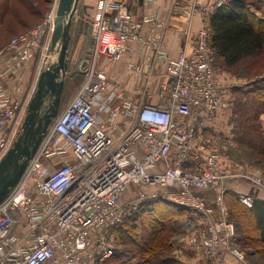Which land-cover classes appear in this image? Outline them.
<instances>
[{
    "label": "built area",
    "instance_id": "1",
    "mask_svg": "<svg viewBox=\"0 0 264 264\" xmlns=\"http://www.w3.org/2000/svg\"><path fill=\"white\" fill-rule=\"evenodd\" d=\"M223 2L171 0L163 17L159 7L135 15L124 1H99L87 70L0 203V264H104L112 230L146 199L188 211L179 241L190 255H180L181 264H251L236 245L225 196L231 190L247 207L264 201V170H237L196 142L197 125L228 105L208 48L207 14ZM53 22L52 5L0 50V157ZM168 32L179 33L175 53Z\"/></svg>",
    "mask_w": 264,
    "mask_h": 264
},
{
    "label": "rangeland",
    "instance_id": "2",
    "mask_svg": "<svg viewBox=\"0 0 264 264\" xmlns=\"http://www.w3.org/2000/svg\"><path fill=\"white\" fill-rule=\"evenodd\" d=\"M32 1L34 6H41L42 9L46 7L47 10H43L44 17L49 11L48 7L50 3L46 0H43L45 1L44 3H41L42 0ZM74 1L75 9L68 44L70 63L78 58L84 40V34L78 31L80 22L91 20L100 0ZM246 1L248 3L250 2L249 9L255 15L264 19V0ZM26 18L28 21H33V26L42 20V17L34 18L30 14H27ZM12 37V34L5 27H0V45H4ZM46 50L47 48L45 50L39 49L31 62L27 90L21 96L24 103L22 105L23 109L19 115L18 122L15 123L17 132L13 140L19 132L28 101L35 90L39 72L51 61L50 57H48V60L45 58ZM214 72L219 84L227 88L226 96L228 105L226 108L217 112L211 119L200 122L197 125L196 142L199 144L198 147H202L203 149H217L227 162L235 164L234 168L237 170L243 166L242 164L251 163L257 164L264 170V155L261 156V150L264 147V96L246 92L251 87H254L256 81L264 86V50L258 55L241 60L229 69H224L214 63ZM80 75L74 74L64 79L59 112L74 94L82 79ZM249 155H254L255 157L250 159ZM133 194L129 192L123 198V206L126 205L130 195ZM225 202L228 207V219L234 224L238 238H241L240 242L242 244L238 243L239 248L244 251L248 261L252 264H264V245L260 246L256 241L257 233L252 231L254 229V221L252 220L251 213L244 210L240 202L234 197H227ZM171 224L172 226L169 227V230L164 228L162 230L163 232H159L155 236L159 237L160 242L163 240V237H166L165 244L169 247V254L175 257V259L179 258L180 255H190V252L177 241L180 236L178 234L179 230H172V227L177 224V221ZM243 232H246L244 234H249L252 240H249ZM253 238H255V242ZM246 240H249L251 245L249 243L243 244ZM133 256L132 262L138 263V256ZM177 264H179V261Z\"/></svg>",
    "mask_w": 264,
    "mask_h": 264
},
{
    "label": "trees",
    "instance_id": "3",
    "mask_svg": "<svg viewBox=\"0 0 264 264\" xmlns=\"http://www.w3.org/2000/svg\"><path fill=\"white\" fill-rule=\"evenodd\" d=\"M46 1L50 3L48 7L50 9L53 0ZM44 2L41 1V3ZM32 3V0H0V27H5L12 36L32 28L33 21L27 20V14L43 19V10L46 9V7L42 9L37 3H35L37 6ZM249 3L246 0H224L220 6L212 8L207 14L208 48L213 71L214 63L219 67L229 69L241 60L258 55L264 50V19L249 9ZM7 42L4 45L1 44L0 49ZM80 77L82 78V75ZM246 92L264 96V86L256 81L254 87ZM262 155H264V147L261 150ZM254 157V155H249L250 159ZM249 165L260 168L254 163ZM227 197L236 198L243 209L251 213L254 221L252 231L257 233V243L263 246L264 201L254 199L252 205L247 207L239 200L235 192L227 191L225 199ZM187 213L188 211L184 208L168 201L146 199L139 202L134 210L123 216L119 226L112 230L114 252L104 264H177L178 261L180 264L179 258H176L178 259L176 261L175 257L169 254V247L165 244L166 237H163L160 242L159 237L155 235L163 232L164 228L169 230L174 221H177V224L172 227V230H179L178 234L183 235L184 231L181 225ZM247 237L252 240L249 234ZM240 239L236 233L237 246L238 243L242 244ZM253 239L255 242V238ZM249 240L244 241L243 244L251 245ZM179 242L186 248L183 242ZM186 250L189 251L187 248ZM133 255L138 256V263L132 262Z\"/></svg>",
    "mask_w": 264,
    "mask_h": 264
},
{
    "label": "water",
    "instance_id": "4",
    "mask_svg": "<svg viewBox=\"0 0 264 264\" xmlns=\"http://www.w3.org/2000/svg\"><path fill=\"white\" fill-rule=\"evenodd\" d=\"M74 2V0H54L53 2V30L45 53L46 60L50 57L51 61L39 72L35 90L28 101L19 132L0 157V203L19 181L48 126L56 117L64 79L74 74H83L87 70L93 43L89 21L80 22L78 28V31L84 34L78 58L70 63L68 57Z\"/></svg>",
    "mask_w": 264,
    "mask_h": 264
},
{
    "label": "crops",
    "instance_id": "5",
    "mask_svg": "<svg viewBox=\"0 0 264 264\" xmlns=\"http://www.w3.org/2000/svg\"><path fill=\"white\" fill-rule=\"evenodd\" d=\"M120 1H124L126 3L127 8L133 12L135 15H140L143 12H151L152 9L154 10L156 7H159L160 9V15L165 17L167 15V12L169 10V6L171 3V0H157V2H155L154 5H151L150 7H145L141 1H137V0H120ZM193 27H197L198 26V20L197 19H193L192 21ZM168 39L170 38V40L172 41L170 44L171 46V51L172 53H175L178 50V38H179V33H175L174 35L171 32H168L167 34ZM4 48V47H3ZM2 48V49H3ZM1 50V49H0ZM31 72V69L29 70V72L26 74V77L23 80V86L21 88V92L19 93V96L21 97L23 92L27 90V84L29 81V74Z\"/></svg>",
    "mask_w": 264,
    "mask_h": 264
},
{
    "label": "flooded vegetation",
    "instance_id": "6",
    "mask_svg": "<svg viewBox=\"0 0 264 264\" xmlns=\"http://www.w3.org/2000/svg\"><path fill=\"white\" fill-rule=\"evenodd\" d=\"M88 61H89V59H88ZM73 62V61H72ZM84 66V65H83Z\"/></svg>",
    "mask_w": 264,
    "mask_h": 264
}]
</instances>
